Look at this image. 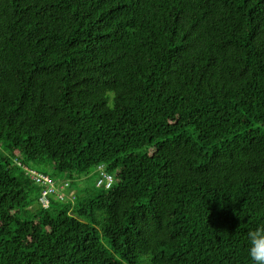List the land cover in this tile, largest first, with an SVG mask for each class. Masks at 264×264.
Here are the masks:
<instances>
[{
    "label": "trees",
    "instance_id": "1",
    "mask_svg": "<svg viewBox=\"0 0 264 264\" xmlns=\"http://www.w3.org/2000/svg\"><path fill=\"white\" fill-rule=\"evenodd\" d=\"M0 143V264H253L264 0H0Z\"/></svg>",
    "mask_w": 264,
    "mask_h": 264
},
{
    "label": "built area",
    "instance_id": "2",
    "mask_svg": "<svg viewBox=\"0 0 264 264\" xmlns=\"http://www.w3.org/2000/svg\"><path fill=\"white\" fill-rule=\"evenodd\" d=\"M99 172L101 175V180L98 183V186H106L110 187L114 183V178L109 175L104 167L99 168ZM28 174L42 187H44V191L41 197V204L44 208H49L52 202V199H58L60 201H66L70 199L74 194L71 193L68 195L69 182H54L50 177L38 174L35 171H28Z\"/></svg>",
    "mask_w": 264,
    "mask_h": 264
},
{
    "label": "clouds",
    "instance_id": "3",
    "mask_svg": "<svg viewBox=\"0 0 264 264\" xmlns=\"http://www.w3.org/2000/svg\"><path fill=\"white\" fill-rule=\"evenodd\" d=\"M247 236L250 244L249 255L253 264H264V225L249 231Z\"/></svg>",
    "mask_w": 264,
    "mask_h": 264
},
{
    "label": "rangeland",
    "instance_id": "4",
    "mask_svg": "<svg viewBox=\"0 0 264 264\" xmlns=\"http://www.w3.org/2000/svg\"><path fill=\"white\" fill-rule=\"evenodd\" d=\"M0 150H1V153H2V154H3L4 151H5V148H4L3 144H1V143H0ZM14 162H15V159H14ZM16 162H18V161H16ZM98 179H99V177H97L96 179H92V182H94V184H95L96 181L98 182ZM95 180H96V181H95ZM96 184H97V183H96Z\"/></svg>",
    "mask_w": 264,
    "mask_h": 264
}]
</instances>
